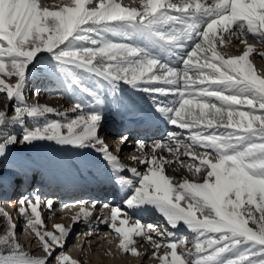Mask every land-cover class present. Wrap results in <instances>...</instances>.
I'll return each mask as SVG.
<instances>
[{
	"label": "snow or ice",
	"instance_id": "snow-or-ice-1",
	"mask_svg": "<svg viewBox=\"0 0 264 264\" xmlns=\"http://www.w3.org/2000/svg\"><path fill=\"white\" fill-rule=\"evenodd\" d=\"M107 34L133 42H116ZM225 37L229 43L235 38L243 44V51L226 56L220 50L228 46ZM137 39L164 54L181 56L182 68L171 67L160 55L135 43ZM188 42L191 48L181 54ZM256 44L264 46V0H181L179 4L140 0L139 8L118 0H0V93L9 104L15 103L11 117L0 110V158L16 143L50 141L93 149L117 181L133 190L125 201L128 209L150 206L172 229L186 226L194 234L192 248L183 250L184 238L167 239L174 234L139 220L130 223L122 209L104 204L102 209L109 211L101 222L109 224L123 254L139 256L136 238H140L152 246L150 258L159 264H264V76L250 59ZM258 55L264 58V51ZM37 63H45L69 89L92 97L96 105L103 104L96 77L106 81L113 94L123 83L145 93L174 95L176 100L159 105L157 111L187 134L169 132L166 141L150 146L137 140L129 160L145 166L138 171L122 163L99 136L98 111L85 112L84 105L76 102L71 111L79 114L61 122L47 120L48 114L63 115L56 109L27 104L24 86L29 66ZM26 118L33 127H24L20 138L11 134L9 129L23 127ZM42 118L45 122L40 124ZM127 141V136H120L119 144ZM166 168L185 169L188 174L177 178L166 174ZM125 171L136 180L120 175ZM19 204V215L45 255L31 257L23 252L15 223L0 209L7 220L0 235V264H51L50 258L55 264H79L63 252L53 256L63 247L69 229L57 224L55 232L41 231L45 228L41 206L52 210V202L37 196ZM85 204L89 202L61 208L79 207L71 218L75 224L93 214ZM89 207L95 210L96 202ZM162 247L165 252L159 255Z\"/></svg>",
	"mask_w": 264,
	"mask_h": 264
},
{
	"label": "bare ground",
	"instance_id": "bare-ground-1",
	"mask_svg": "<svg viewBox=\"0 0 264 264\" xmlns=\"http://www.w3.org/2000/svg\"><path fill=\"white\" fill-rule=\"evenodd\" d=\"M51 2L52 0H49V3ZM118 2H121L123 6L126 7L139 8L140 5V0H126L124 2L122 0H118ZM201 2L211 3L212 0H201ZM179 3H181V1H179L178 4ZM225 38V42L228 45L227 47H231V54L229 56L238 55L243 51L244 45L239 44V41L235 40V38L230 43L227 41V37ZM122 42L132 43L133 41ZM135 43L139 44L141 47H146L153 55H160L161 58L171 67L176 69L182 68L181 56L164 54L147 41L140 39L135 40ZM191 44L192 42H188L187 47L184 50H179L181 51V54L189 50L191 48ZM237 44H239L238 48L235 46ZM255 48L256 51L250 57L251 61L254 59H260L262 61L264 58L260 57L258 53L264 51V46L256 44ZM262 63L264 65V62ZM52 82H47L45 80L41 81L38 78L26 80L24 86V97L26 102L29 93H32L35 98L45 99L48 105H52L55 109H58V111L59 109L62 110L67 107L70 119L77 116V112L71 111L73 107L71 99L67 97L65 99L63 94L57 93L55 88L50 87V83ZM152 86L165 88L172 87L163 84H154ZM37 90L38 95H34ZM139 95H143V93ZM155 95L159 98V100H152V105L147 104L148 102L146 103L138 97H136V99L135 96L132 97L127 95V100L121 99L118 105L107 106V108H100L97 110L102 116L99 136L107 144L109 136L112 135L113 139H111V142L113 143L110 148L108 146L109 150L114 155H117L122 163L137 167L138 171L141 172L145 170V166L134 164L131 160H129V156L135 151L137 140H143L150 146L157 141H166L167 134L169 132H183L185 135L187 134V130H182L169 124L165 117L157 111V107L159 105H167L176 100L177 97L174 95L160 96L159 94H152L151 96ZM3 97L2 93H0V110H4V108L9 105V102ZM63 111L64 110L60 112L62 113ZM64 131L66 133V129H64ZM122 135L128 137L127 143L123 145L119 144V138ZM117 148L120 150L117 151ZM147 150L149 149H146V151ZM164 155L167 156L168 153L165 152ZM181 159L187 160L188 158L181 156ZM0 160L11 161L19 168L12 171L13 176L10 178L8 175H5L4 172L0 174V185L3 193L1 199L7 198L6 196H11L10 191L13 189L12 183H14L11 181H15L19 177L21 179V183H24L31 173L38 174L37 190L33 200L37 196L39 198H49L51 199V202L54 199L57 211L63 214L64 212H67L70 216L69 227L67 228L69 229V234L71 233L72 228L75 229L76 227L77 229L79 227H86L85 229L88 232L83 234V237L86 236V239L99 236L101 238L99 240L100 242L113 241V238H109L106 235V232H102V230L107 228V226L109 227V224L103 222L99 223L109 211L108 209H102L101 206L104 204L122 209L124 213L131 217L130 223L131 221L139 220L144 225H157L161 228V230L166 229L168 231L169 229H172L167 225L162 215L150 206H144L140 209L134 210L127 208L125 201L133 194V190L131 188L130 190H127V187H124L117 181L111 168L101 158V154L97 153L93 149H77L70 146H58L54 142L50 141H37L33 144L19 143L17 149L13 150L8 147L7 155L0 158ZM74 167L75 169L78 168V170L75 171ZM173 167H176V165H173ZM166 174L179 178L182 174L187 175L188 173L185 169L173 172L171 168H166ZM120 175H123L126 178L128 176H132L131 173L127 171L120 173ZM104 195H108V197L106 198ZM17 199H26V195L23 193L17 194L15 199L10 201L11 208H17V206L20 205L19 203L17 204ZM80 201L89 202V204H85L88 205L85 206V208L92 211L93 214L88 217L86 221L81 218L78 222L73 224L71 218L79 211V207H69L62 210L61 206L78 205V202ZM92 201L96 202L95 210H92L89 207ZM46 209L48 208L46 207ZM121 218L124 217L122 216ZM108 229V231H111L110 227ZM92 232H95V234L90 237ZM189 232L190 230L187 229L186 226H180L176 229H172V233L174 234L173 237L177 234ZM89 233L91 234L89 235ZM68 237L69 235L67 238ZM173 237H167V239H172ZM154 238L156 237L154 236ZM136 239L139 241L136 245L137 250L140 253L139 256H143V259L146 262L145 264H159L158 260L150 258L153 251L152 246L145 243L140 238ZM118 243L119 241L117 239V245ZM89 245L90 243L87 244L88 247L85 250H90ZM79 247H77L76 251L79 250ZM82 248H84V246H82ZM60 249L61 248H57V250ZM109 249H111L110 246L108 247L107 257L112 258L113 252ZM177 251L181 252L179 248ZM164 252L165 249L162 247L159 250V255H163Z\"/></svg>",
	"mask_w": 264,
	"mask_h": 264
},
{
	"label": "rangeland",
	"instance_id": "rangeland-1",
	"mask_svg": "<svg viewBox=\"0 0 264 264\" xmlns=\"http://www.w3.org/2000/svg\"><path fill=\"white\" fill-rule=\"evenodd\" d=\"M123 2L126 0H122ZM135 1V0H133ZM181 0H173L174 3H177ZM107 39H111L116 42H122L121 38L119 36H114L111 34L106 35ZM226 41V38H225ZM226 56H229L231 54V47H225L223 49H220ZM40 56L42 58H46L47 54L46 53H41ZM252 63L257 71L258 74L264 76V65L260 59H254L252 60ZM31 71L28 75L27 80L29 79H40L41 81L45 80L47 82H52L50 83V87L55 88L57 90V93L63 94L65 99L70 98L72 102V106L76 102H80L81 104L84 105V111L85 112H90V111H97L98 109L102 108H107V106H114L118 105L119 101L122 100H127V95L132 96L135 98L138 97L142 101H145L147 104L152 105L153 101L156 100L158 101L159 98L155 96H151L152 94L150 93H145L141 91H137L132 89L129 85L121 83L119 85V90L113 94L110 90V86L107 84L106 81H104L101 78H94V83L97 91L99 92L103 104L102 105H96L95 101L92 99V97L87 96L86 94H80L79 91L77 90L75 93L73 90L69 89L66 84L63 81V77L59 73L53 74L50 70L49 67L45 63H37L35 66H29ZM87 75V74H84ZM65 89V91H64ZM65 92V93H64ZM143 93V95H139ZM4 96V94H2ZM137 99V98H136ZM147 100V101H146ZM9 104V103H8ZM27 104L28 105H42V106H48L54 108L52 105H48L43 98H35L32 93H29L27 97ZM105 104V106H104ZM14 107L15 103H11L7 105L6 108H4V111H6L7 115L11 117L14 115ZM55 109V108H54ZM58 113H61L60 111L64 110L62 112L63 115H56V114H48L47 115V120H57V121H64L65 116H67L70 119V116L68 115V108L66 107L65 109H62L58 111ZM79 114V111H77ZM45 120L42 118L39 123L43 124ZM24 127L27 128H32L33 127V121L31 119L26 118L25 119V124L23 127L17 125L13 128H10L9 131L11 134L16 135L18 138H20L23 134ZM112 135L109 136L107 140V146L109 148L112 146L111 142ZM18 144L16 143L14 145L9 146L11 149H17ZM14 169H19L15 164H13L11 161L8 160H0V174L5 173V175H8L9 178L13 176L12 171ZM74 170H78L75 169ZM22 172V171H21ZM11 174V175H10ZM1 177V176H0ZM127 179L135 181L136 178L132 176H128ZM14 182L11 185L13 186V189L10 191L11 196H6L7 198L1 199L3 196L2 193V187L0 185V209H2L4 212L8 214L9 217L12 218V221L15 223L16 228H15V235H16V240L20 244L22 250L24 253L28 254L31 257H43L45 254L41 250V245L38 241V239L35 237V235L26 228L25 225V220L24 217L20 216L18 213V208L20 207L17 206V208H11V203L10 201L15 199V196L17 194H24L26 195L27 200H33V197L35 196V192L37 190V182H38V174L31 173L27 180L24 183H21V179L18 177L17 180L11 181ZM19 190V191H18ZM127 190H130V188H127ZM110 196V195H109ZM104 197H108V195H104ZM42 202L50 201L51 199L49 198H40ZM57 200V199H56ZM20 199H17V204L19 203ZM53 204V211L46 209V207L42 204L41 206V218L44 222L45 228L41 229V231H50V232H55L54 225L61 224L63 225L66 229L69 227V214L67 212L60 213L56 209V202H54V199L52 201ZM10 206V207H9ZM88 206V205H85ZM13 209V210H12ZM17 209V210H16ZM47 210V211H46ZM56 210V211H55ZM66 213V214H65ZM16 214V215H15ZM68 214V215H67ZM7 220L3 217L0 216V235L4 233V230L7 227ZM101 223V221L99 222ZM86 227H79L76 229L72 228L71 233L69 234V237L66 238L63 247L60 250H57L54 252L53 256L59 255L61 252L64 254L70 256L72 259L77 260L79 264H145V260L143 259V256H137L133 257L130 254H121L120 251L117 248V238L116 235L112 233V231H108L109 227L103 229L102 232H106V235L109 238H113V241H102L100 242L99 240L101 239L99 236L97 237H92L94 236L95 232L91 234L90 237L92 238H87L86 236L83 237V234L87 233L88 231L85 229ZM73 232V233H72ZM168 232H172V229H169ZM174 233V232H173ZM58 234V233H57ZM71 235V237H70ZM179 235V236H178ZM26 236V237H24ZM173 237V236H172ZM184 238L186 240L185 244V249H190L192 248V242L194 239V234L190 231L189 233H181L175 235V237L172 238L174 239H181ZM90 243V250H85L88 246L87 244ZM97 244V245H95ZM107 244V245H106ZM80 246V247H79ZM84 246V248H82ZM110 246L113 252L112 258L107 257L108 254V247ZM77 247H79V250L76 251ZM82 248V249H81ZM180 251H183L182 249L179 248ZM104 253H103V252ZM106 252V253H105ZM82 255V256H81ZM51 264H55L54 258H50Z\"/></svg>",
	"mask_w": 264,
	"mask_h": 264
}]
</instances>
